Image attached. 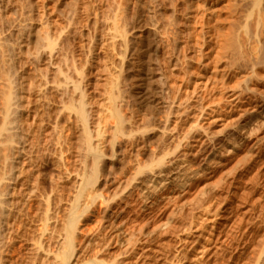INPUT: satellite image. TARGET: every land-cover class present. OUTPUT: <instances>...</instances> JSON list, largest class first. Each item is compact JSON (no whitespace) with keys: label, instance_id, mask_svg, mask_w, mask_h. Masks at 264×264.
<instances>
[{"label":"bare ground","instance_id":"obj_1","mask_svg":"<svg viewBox=\"0 0 264 264\" xmlns=\"http://www.w3.org/2000/svg\"><path fill=\"white\" fill-rule=\"evenodd\" d=\"M41 1L0 0V264H264V0Z\"/></svg>","mask_w":264,"mask_h":264},{"label":"rangeland","instance_id":"obj_2","mask_svg":"<svg viewBox=\"0 0 264 264\" xmlns=\"http://www.w3.org/2000/svg\"><path fill=\"white\" fill-rule=\"evenodd\" d=\"M45 2H43V1H41V5H46V2L48 3V4H50L49 2H52L51 0H44ZM13 3V2H12ZM54 3V2H53ZM16 18H17V15L15 16ZM46 182H47V180H46ZM68 191H69V193H70V190H67V194H68ZM69 195V194H68ZM37 209V208H36ZM36 209H34L35 211H37ZM91 225H93V226H96L94 223H92V224H90V228H93L94 229V227L93 226H91ZM143 225V224H142ZM98 226V225H97ZM96 226V227H97ZM134 226V225H133ZM96 227H95V229H96ZM134 227H136V226H134ZM137 227H138V225H137ZM137 227H136V229H137ZM141 226H139V228H140ZM129 228H130V226H129ZM94 229V230H95ZM94 230H93V232H94ZM137 230H139L138 232H140L141 230L140 229H137ZM95 232H97V230H95ZM137 232V233H138ZM139 234V233H138ZM140 235H141V233H140ZM140 237V236H139ZM20 244H22L21 246H20ZM20 244H18V246H20V247H22V246H24V243H20ZM25 247V246H24ZM24 247H22L20 250L21 251H23V252H21V254H20V252H19V254H18V258H17V256H16V258H15V260L17 261V263H19L20 262V264L22 263V264H26V262H28V258H27V256H28V254L26 253V251H25V248ZM95 247H96V250H95ZM97 247H98V245H96V246H94V247H92L93 248V251L95 252V253H97ZM92 248H89V249H87L86 250V252L84 253L85 255L84 256H86L87 258H85V259H90V258H92V256L94 255L95 256V254L93 253V252H90V251H92L91 249ZM91 253H93V254H91ZM98 255V254H97ZM105 255V254H104ZM103 255V256H104ZM90 256V257H89ZM105 257H107L108 258V255H106ZM27 258V259H26ZM19 261V262H18ZM23 261V262H22ZM25 262V263H24Z\"/></svg>","mask_w":264,"mask_h":264}]
</instances>
